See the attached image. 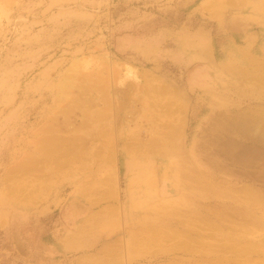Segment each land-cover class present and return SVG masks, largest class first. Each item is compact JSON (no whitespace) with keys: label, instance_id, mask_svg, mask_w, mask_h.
I'll return each instance as SVG.
<instances>
[{"label":"rangeland","instance_id":"rangeland-1","mask_svg":"<svg viewBox=\"0 0 264 264\" xmlns=\"http://www.w3.org/2000/svg\"><path fill=\"white\" fill-rule=\"evenodd\" d=\"M260 57L264 0H0V264H264Z\"/></svg>","mask_w":264,"mask_h":264},{"label":"bare ground","instance_id":"bare-ground-1","mask_svg":"<svg viewBox=\"0 0 264 264\" xmlns=\"http://www.w3.org/2000/svg\"><path fill=\"white\" fill-rule=\"evenodd\" d=\"M258 47H259V45H258ZM261 47V46H260ZM239 49V48H238ZM195 50V49H194ZM230 51V50H229ZM239 51H241V50H239ZM194 53V52H193ZM198 54V53H197ZM202 54V53H201ZM200 55V54H199ZM248 55H250V54H248ZM258 55V54H257ZM215 56V55H214ZM247 56V55H246ZM191 57V56H190ZM195 57H197V56H195ZM205 57V56H204ZM251 56H249V58H250ZM257 57V56H256ZM215 58V57H214ZM248 58V59H249ZM264 58V57H263ZM256 59V58H255ZM255 59H250V60H255ZM260 59H261V57H260ZM83 60V59H82ZM243 60V59H242ZM258 60H259V58H258ZM257 60V61H258ZM261 60H264V59H261ZM77 61H79V60H77ZM207 61V60H206ZM215 62V61H214ZM82 63H83V61H82ZM217 63V62H216ZM215 63V64H216ZM219 63V62H218ZM80 64V63H79ZM212 64V63H211ZM251 64V63H250ZM253 64H255V63H253ZM87 65V64H86ZM223 65H224V63H223ZM262 65H264V64H262ZM256 66V65H255ZM255 66H254V68H255ZM220 67V66H219ZM236 67V66H235ZM261 68H262V66H260ZM75 68H77L76 67V63H74V64H72L70 67H69V69H68V72H67V74H65L64 76H63V78L61 79V84H60V89H61V91H64L67 87H69V86H71L72 85V83L74 84L75 82H73V80H75V76L73 75V74H71V73H74L73 71L74 70H77V69H75ZM213 68H214V66H213ZM250 68V67H249ZM79 69V68H78ZM208 69V68H207ZM212 69V68H211ZM241 69V68H240ZM264 69V68H263ZM245 70V69H244ZM248 70V69H247ZM222 71V70H221ZM227 71V70H226ZM231 71H233V70H231ZM239 71V70H238ZM256 71H260V70H256ZM223 72V71H222ZM70 73V74H69ZM87 73V72H86ZM260 73H262L261 71H260ZM212 74V73H211ZM237 74H239V73H237ZM250 74V73H249ZM257 74V73H256ZM235 75H236V73H235ZM260 75V74H259ZM85 76V75H84ZM214 76V75H213ZM238 76V75H237ZM243 76V75H242ZM261 76H264V74L262 75H260V80H261ZM244 77V76H243ZM246 77H248V76H246ZM251 77V76H250ZM203 78L204 77H202V76H198V79L197 80H199V82H198V84H195L196 86H198V87H206L209 83L210 84H212L213 85V87H215V88H218V87H221V85L218 83V80H219V78H217V77H214V80H210V81H204L203 80ZM212 77H210V79H211ZM258 78V77H257ZM92 79V78H91ZM232 79V78H231ZM244 79V78H243ZM242 79V80H243ZM250 79V78H249ZM248 80V79H247ZM259 79H257V81H258ZM220 81V80H219ZM255 81V80H254ZM241 82H243V81H241ZM76 84V83H75ZM223 84V83H222ZM241 83H239V85H240ZM260 84V83H259ZM96 85V84H95ZM236 85V84H235ZM228 86V85H227ZM243 86V85H242ZM242 86H240V87H242ZM264 86V85H263ZM93 87H94V85H93ZM92 87V88H93ZM237 87V86H236ZM72 88V87H71ZM70 88V89H71ZM192 88V87H191ZM208 88V87H207ZM210 88V87H209ZM225 88H226V86H225ZM233 88H235V87H233ZM261 88V87H260ZM94 89V88H93ZM92 89V90H93ZM103 89V88H102ZM163 89V88H162ZM162 89H160V90H162ZM230 89V88H229ZM211 90V89H210ZM241 90V89H240ZM252 90V89H251ZM66 91V90H65ZM165 91V90H164ZM167 91V90H166ZM223 91V90H222ZM230 91V90H229ZM232 91V90H231ZM258 91V90H257ZM169 92V91H168ZM244 92V91H243ZM251 93V92H250ZM262 93V92H261ZM260 93V94H261ZM229 94V93H228ZM233 94V93H232ZM243 94V93H242ZM245 95L246 94H248V93H244ZM214 95V94H213ZM226 95V94H225ZM236 95V94H235ZM262 95V94H261ZM58 96V95H57ZM64 96V95H63ZM104 97V96H103ZM237 97V96H236ZM238 98V97H237ZM254 98V97H253ZM240 99V98H239ZM264 99V98H263ZM233 100V99H232ZM178 101V100H177ZM59 102V101H58ZM234 102H236L235 100H234ZM264 103V102H263ZM262 103V104H263ZM56 104V103H55ZM216 104V103H215ZM219 104V103H218ZM228 104V103H227ZM244 104V103H243ZM255 104V103H254ZM259 104V103H258ZM232 105V104H231ZM260 105V104H259ZM235 106V105H234ZM238 106V105H237ZM236 106V107H237ZM166 107V106H165ZM256 107H258V106H256ZM166 108H168V107H166ZM228 108V107H227ZM246 108V107H245ZM235 109V108H234ZM257 109V108H256ZM228 110V109H227ZM236 110V109H235ZM258 110H260V109H258ZM263 110V109H262ZM171 111V110H170ZM178 111V110H177ZM187 111V110H186ZM230 111V110H229ZM236 111H238V110H236ZM249 111H250V109H249ZM251 112V111H250ZM258 112H260V111H258ZM85 113V112H84ZM226 113V112H225ZM237 113V112H236ZM239 113H240V111H239ZM247 113H248V111H247ZM88 114H89V112L87 113H85V117H88ZM186 114V113H185ZM217 114V113H216ZM94 115V114H93ZM223 115H224V113H223ZM92 116V115H91ZM97 117V116H96ZM88 120V119H87ZM215 121V120H214ZM236 121V120H235ZM234 121V122H235ZM230 122V121H229ZM233 122V121H232ZM233 122V123H234ZM185 125V124H184ZM236 126H235V128L236 127H238V129L240 130V132H242V134H244V135H247V136H253V138L256 140H260L259 138H263L264 137V112L263 113H253V114H250V115H243V116H241L240 117V121H238V122H236V124H235ZM171 126V125H170ZM231 126V125H230ZM234 127V126H233ZM84 129V128H83ZM176 129V128H175ZM59 130V129H58ZM172 130V129H171ZM52 131V128H45V130H43L42 131V133H43V135H44V137L42 138V140L43 141H45L46 139L48 140V144H50L49 146L51 147V142H53V140L54 139H49V137L50 136H47V134L49 133V132H51ZM78 131V130H77ZM175 131V130H174ZM179 131V130H178ZM53 132V131H52ZM56 132H57V130H56ZM220 132V131H219ZM38 133V132H37ZM168 134H171V133H168ZM172 135V134H171ZM169 136V135H168ZM168 136H166V137H168ZM173 136V135H172ZM172 136H170V137H172ZM173 139V138H172ZM175 139V138H174ZM249 140H250V138H248ZM56 140H58V139H56ZM256 140V141H257ZM173 141V140H172ZM264 141V140H263ZM151 144H152V142H150ZM158 143V142H157ZM55 143L53 142V145H54ZM56 144H58L57 142H56ZM55 144V145H56ZM167 144V143H166ZM264 144V143H263ZM52 145V146H53ZM165 145V144H164ZM261 145V144H260ZM48 146V147H49ZM76 146V145H75ZM78 146V145H77ZM160 146H162V145H160ZM159 146V147H160ZM170 146V145H169ZM85 147V146H84ZM153 147V146H152ZM52 148V147H51ZM75 148H77V147H75ZM149 148V147H148ZM154 148V147H153ZM236 148V147H235ZM60 149V148H59ZM180 149H182V148H179V150ZM175 150V149H174ZM255 150V149H254ZM257 150V149H256ZM259 150V149H258ZM50 151V150H49ZM52 151V150H51ZM111 151V150H110ZM153 151V150H152ZM156 151V150H155ZM155 151H153V152H155ZM178 151V150H177ZM241 151V150H240ZM139 152V151H138ZM179 152V151H178ZM114 153V152H113ZM172 153V152H171ZM253 153H257V152H255V151H253ZM252 152L250 153V154H253ZM259 153V152H258ZM52 153H50V155H51ZM149 154V153H148ZM223 154V153H222ZM47 155V154H46ZM240 155H241V152H240ZM254 155V154H253ZM52 156V155H51ZM172 156V155H171ZM50 157V156H49ZM48 157V158H49ZM110 157H111V155H110ZM229 157H231V155L229 156ZM112 158V157H111ZM189 159V158H188ZM168 160V159H167ZM183 160V159H182ZM180 161V160H179ZM146 161H143V160H139V161H135L134 162V164L136 165V166H144V163H145ZM187 162V161H186ZM191 162V161H190ZM181 163V162H180ZM30 163H28V164H26V165H29ZM48 164V163H47ZM25 165V166H26ZM183 166V165H182ZM195 166V165H194ZM20 166H18V168H19ZM100 167V166H99ZM181 167V166H180ZM184 167H186L185 165H184ZM216 167V166H215ZM23 168V167H22ZM194 168V167H193ZM212 169H213V167H211ZM100 170V169H99ZM98 170V171H99ZM180 170V169H179ZM185 170V169H184ZM221 170V169H220ZM202 171V170H201ZM187 172V171H186ZM193 173V172H192ZM196 173V172H195ZM217 173H219V172H217ZM194 174V173H193ZM198 174V173H197ZM205 174V173H204ZM209 174V173H208ZM199 175V174H198ZM206 175V174H205ZM179 176V175H178ZM184 176H186L185 174H184ZM189 178H190V176H191V174H189V175H187ZM186 176V177H187ZM194 176V175H193ZM201 176V175H200ZM192 177V176H191ZM207 177V176H206ZM183 178H185V177H183ZM193 178H195V177H193ZM200 178V177H199ZM209 178H210V176H209ZM218 178V177H217ZM186 179H188V178H186ZM196 179H197V176H196ZM180 180V179H179ZM207 180V179H206ZM206 180H204L203 179V181H205V183H208ZM213 180V179H212ZM184 181V180H183ZM182 181V182H183ZM190 181L191 180H189V183H190ZM196 181H198V182H200L199 180H196ZM208 181H210V180H208ZM214 181V180H213ZM219 181V180H218ZM197 182V183H198ZM201 183H202V179H201ZM219 183V182H218ZM224 183V182H223ZM163 184H165V183H163ZM179 184V183H178ZM198 184H200V183H198ZM209 184V183H208ZM204 185V184H203ZM211 185V184H210ZM221 185V184H220ZM164 186V185H163ZM212 186V185H211ZM215 186V185H214ZM207 187V186H206ZM246 187H249V186H246ZM192 188V187H191ZM211 188V187H210ZM218 188V187H217ZM185 189V188H184ZM192 189H194V187L192 188ZM197 189H199L200 190V187H198ZM203 190H204V188H202ZM211 189H214V188H211ZM248 189V188H247ZM252 190V188L251 187H249V189L248 190ZM88 190H90L89 188L87 189V192H88ZM162 190V193L163 194H165V192H167V193H170V191L169 190H165V188H163V189H161ZM196 190V189H195ZM215 190V189H214ZM240 190H241V188H240ZM107 191V190H106ZM153 191V190H152ZM205 191H207V190H205ZM211 190L209 189V192H210ZM81 192V191H80ZM109 192V191H108ZM107 192V193H108ZM216 192H217V190H216ZM106 193V194H107ZM112 193V192H111ZM113 193H114V191H113ZM112 193V194H113ZM177 193V192H176ZM176 193H174V194H176ZM195 193H196V191H195ZM228 193V192H227ZM247 193V192H246ZM258 193V192H257ZM204 194V193H203ZM244 194V193H243ZM248 195H249V193H247ZM253 194H255V193H253ZM82 195H83V193H82ZM194 195V194H193ZM226 195V194H225ZM240 195V194H239ZM246 195V194H245ZM206 196H207V194H206ZM209 197H211V195H208ZM222 196H224V195H222ZM233 196V195H232ZM232 196H231V198L230 199H228V200H230V202H231V200H232ZM244 196V195H243ZM255 196V195H254ZM256 196H259L260 197V195H256ZM109 197H110V195H109ZM262 197V196H261ZM214 197L212 196V199H213ZM221 198H223V197H221ZM228 198H229V196H228ZM235 198H237V197H235ZM112 200V199H111ZM201 200H202V198H201ZM214 200H217V199H214ZM225 200V199H224ZM224 200H223V202H224ZM255 200H256V198H255ZM261 200V199H260ZM209 201V200H208ZM261 201H264V200H261ZM260 201V202H261ZM215 202V201H214ZM257 202V201H256ZM259 202V201H258ZM259 202V203H260ZM193 203H194V201H193ZM197 203V202H196ZM254 203L255 202H253V205H254ZM192 204V203H191ZM198 204V203H197ZM232 204V203H231ZM264 204V203H263ZM202 205V204H201ZM234 205V204H233ZM257 205V204H256ZM261 205H262V203H261ZM261 205H260V207H261ZM230 206V205H229ZM192 207V206H191ZM191 207H189V208H191ZM232 207V206H231ZM230 207V208H231ZM237 207V206H236ZM263 207H264V205H263ZM112 208V207H111ZM238 208H240L241 209V207H239L238 206ZM249 208V207H248ZM259 208V207H258ZM257 208V209H258ZM232 209V208H231ZM253 209V208H252ZM260 209V208H259ZM261 209H262V207H261ZM250 210V209H249ZM244 211H246V210H244ZM113 212V211H112ZM257 213V212H256ZM261 213V212H260ZM259 213V214H260ZM248 214V213H247ZM106 215V214H105ZM258 215V214H257ZM110 216H115V215H110ZM109 216V217H110ZM251 217V216H250ZM245 242V241H244ZM185 246V245H184ZM187 246V245H186ZM250 247V246H249ZM250 249V248H249ZM252 249V248H251ZM242 251H244V250H242ZM249 251V250H248ZM194 252V251H193ZM250 252V251H249ZM243 253V252H242ZM216 255V254H215ZM221 255V254H220ZM222 255H223V253H222ZM233 255V254H232ZM239 255V254H238ZM237 254H236V256L237 257H239ZM242 255V254H241ZM249 255V254H248ZM260 255V254H259ZM243 256H245V255H243ZM242 257V256H241ZM231 258V257H230ZM245 258H246V256H245ZM249 259H250V257H248ZM247 258V259H248ZM231 259H234V256H233V258H231ZM236 259V258H235ZM239 259V258H238ZM242 259H244V258H242ZM223 260V259H222ZM215 261V260H214ZM250 261V260H249ZM220 262V261H219ZM218 262V263H219ZM243 262H245V260L243 261ZM214 263V262H213ZM218 263H216V264H218ZM221 263V262H220ZM254 263V262H253ZM225 264H228V258H227V260H225ZM236 264H238V263H236ZM240 264V263H239ZM243 264V263H242Z\"/></svg>","mask_w":264,"mask_h":264}]
</instances>
